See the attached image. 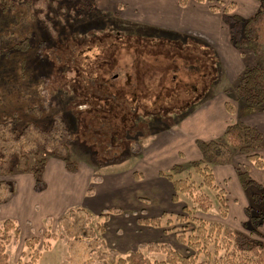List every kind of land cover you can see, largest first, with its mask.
<instances>
[{
    "label": "rangeland",
    "instance_id": "rangeland-1",
    "mask_svg": "<svg viewBox=\"0 0 264 264\" xmlns=\"http://www.w3.org/2000/svg\"><path fill=\"white\" fill-rule=\"evenodd\" d=\"M1 1L0 47L9 41L2 33L7 19ZM10 1L31 15L22 23L23 31H32L28 84L37 85L49 116L22 126L24 133L6 142L30 165L46 161L43 192L32 193V186L18 181L23 179L19 172L0 176V182L13 184L12 197L14 182L19 190L14 202L0 204V222L12 219L20 229L18 239L6 247L9 264L28 262L24 240L46 233L54 238L48 249L36 247L41 254L37 264H111L114 253L137 250L162 259L145 248L149 243H165L185 255L176 236L187 224L176 216L189 201L179 197L173 203L172 186L161 174L175 165L188 170L190 162L199 160V153L188 152H197L195 143L205 135L204 118L210 113H226V123L249 124L264 134V111L241 117L234 91L239 74L258 59L231 45L229 25L221 12L208 14V3L203 12L197 10L203 19L196 22L193 1L182 11L173 0L178 11L164 21L158 8L168 0ZM212 1L220 10L218 2L234 3L232 13L242 18L251 17L259 5L254 0ZM200 37H210L209 42ZM2 69L0 56V76ZM225 103L234 112L227 113ZM234 156L239 166L253 168L245 157ZM63 157L76 165L74 173L66 170ZM229 181L218 183L227 193V216H220L209 192L213 208L207 214L194 211V217L263 240L264 226L258 229L261 237L244 227L248 219L241 204L235 206L237 192ZM244 197L246 206L248 193ZM157 218L158 227L142 223Z\"/></svg>",
    "mask_w": 264,
    "mask_h": 264
},
{
    "label": "trees",
    "instance_id": "trees-1",
    "mask_svg": "<svg viewBox=\"0 0 264 264\" xmlns=\"http://www.w3.org/2000/svg\"><path fill=\"white\" fill-rule=\"evenodd\" d=\"M86 3L87 0H82ZM190 1L210 4L211 13L221 12L224 22L229 25L231 45L238 50H248L257 59L253 67H246L238 76L234 91L240 103L239 115L246 117L264 111V0L258 2L257 11L249 18H242L232 13L234 3L224 5L220 10L212 0H177L179 7H185ZM212 3V4H211ZM1 13L6 17V25L2 26L3 35L8 36L7 43L0 47L3 60V71L0 76V176L13 172L30 173L35 182V189L43 188L42 173L46 165L45 159L34 160L30 165L25 154L15 152L7 145L8 138L24 133L21 127L38 119H46L49 111L36 84H28L27 52L31 50L32 31H23V20H28V10L23 6H14L10 0L1 1ZM8 11H11L8 13ZM232 13V14H231ZM239 28L236 33L235 27ZM111 85H107L108 89ZM227 113L234 112L231 104H224ZM20 132V133H19ZM196 146L202 159L188 164V170L175 165L169 173L161 174L172 186L171 201L177 203L179 197L187 199L189 206H183L176 220L187 226L180 227L177 241L186 249L180 254L165 243H149L144 245L150 253H158L162 259L146 257L141 251H131L125 255L114 253L111 264H264V239H252L236 229L221 222H208L194 217L193 212L207 214L213 208L214 200L218 203L220 216L228 214L226 191L215 180L212 167L228 164L234 154L243 155L255 169L264 168L261 155L264 149V134L254 127L239 122L227 123L221 137L210 140H197ZM66 170L76 171V165L62 158ZM182 171L185 174L175 178L171 172ZM236 176L241 189L248 193L249 203L244 208L247 222L244 227L261 237L258 229L264 221V187L250 177V167L237 166ZM196 178V180L194 179ZM13 194V184L0 182V204L7 202ZM81 211V210H78ZM108 213L119 210L110 209ZM142 223L158 227L159 219H150ZM170 223V219L167 220ZM192 228L188 230L189 226ZM17 222L4 219L0 222V264H9L6 247L19 237ZM54 235L46 233L42 238L37 236L24 240L23 255L29 257L25 264H37L40 252L37 246L49 248L48 240Z\"/></svg>",
    "mask_w": 264,
    "mask_h": 264
},
{
    "label": "crops",
    "instance_id": "crops-1",
    "mask_svg": "<svg viewBox=\"0 0 264 264\" xmlns=\"http://www.w3.org/2000/svg\"><path fill=\"white\" fill-rule=\"evenodd\" d=\"M172 1L173 0H168L166 2V4H160L159 5L158 11H160L159 13L162 16L161 17L162 18V21L165 20V16H170V15H173V14H176L177 13L178 10L176 11L175 4L172 3ZM190 3H191V1L185 7H183V8H181L179 6H176V7H177V9H181L182 11H184V10L186 11L187 9H189ZM176 5H178L177 4V0H176ZM204 5H205V3H196V22L199 21L200 19H203V18H198V11L197 10L199 9L201 12H203L205 10L204 9ZM152 10H153L152 12H155L154 9H152ZM207 11H208V14L209 15H215L216 14V13H211L209 9ZM208 17L205 16V19H208ZM194 18L195 17L192 14V19H194ZM210 32L214 33L215 31L212 30ZM209 38L207 37V38H201V39L205 40L206 42H209ZM210 114L208 116H205V118H204L206 120V122H205V124H206V129L205 130L206 131L204 133L205 135H201L200 136V138L202 140H205L204 138H207L208 140H210L212 138H217V134H220V137H221V135H222V133H223V131H224L226 125H227V123H226V120L227 119H225L226 113H225V115H223L221 113H219L218 115H214V114H211L210 115ZM191 123L194 124L195 122L192 121ZM200 124H202V122ZM247 126L254 127V126L249 125V124H247ZM218 131H220V132L217 133ZM195 148H197L196 143H195ZM262 151H264V149ZM195 153H196V156L199 153L197 157L200 156L199 160H201L202 159V156H201L198 148H197V152L192 151V149L190 148V151L188 152V155L189 156H192V155H195ZM241 156H243V155H241ZM234 157L235 156L232 157L231 161L228 164H226V165H219V166H213L212 167V170H213V174H214V177H215V180H216V183L217 184L219 182L224 181V180L230 179V181H229V185H230V182L231 181H234V189H236V192H237L236 193L237 194V197H235V200H236L235 206H237L236 205L237 203H240L241 206H242V209H243V213H244V208H245V206L243 204V200L245 199V197H244V191L241 189V187L239 185V182H238V179H237V176H236V170L235 169L239 165L237 164V162L236 163L234 162ZM262 157L264 159V155H262ZM232 162H233V164H232L233 167L231 166V163ZM256 170H259V171L256 172ZM232 174H233V176H232ZM19 175H20V177L23 176V179L21 180V178H19L20 180H18V181L19 182H23V183L25 182L26 184L29 185L30 188L32 186V193H35V191L36 192H38V191L39 192H43V190H45V187H43L41 190H36L35 189V182H34V179H33V177H32L31 174L30 175L29 174L27 175L25 173H20ZM26 175L29 178H25ZM250 177L254 181H256L257 183L261 184L264 187V168L263 169L250 168ZM17 182L16 183L14 182L15 193H14L13 197H11L7 202L3 203V205L4 204L6 205V204H8V203H10L12 201L13 202L15 201V198L17 197V195L19 193V190L17 191V188H16ZM42 182H43V180H42ZM43 186H45L44 185V182H43ZM19 188H20V186H19ZM228 188L232 191V189L230 187H228ZM232 193H233V191H232ZM236 194H235V196H236ZM23 208H26V205H23ZM229 211H230V207L228 206V213H229ZM262 226H264V221H263Z\"/></svg>",
    "mask_w": 264,
    "mask_h": 264
}]
</instances>
